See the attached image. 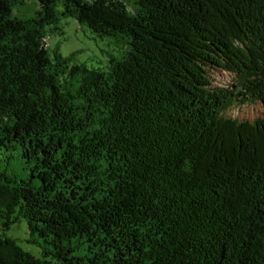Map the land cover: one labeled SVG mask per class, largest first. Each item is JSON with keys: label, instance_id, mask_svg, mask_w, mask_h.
I'll list each match as a JSON object with an SVG mask.
<instances>
[{"label": "trees", "instance_id": "16d2710c", "mask_svg": "<svg viewBox=\"0 0 264 264\" xmlns=\"http://www.w3.org/2000/svg\"><path fill=\"white\" fill-rule=\"evenodd\" d=\"M19 1L0 0V264H264V0ZM62 16L122 55L70 64L45 40ZM22 220L41 256L6 235Z\"/></svg>", "mask_w": 264, "mask_h": 264}, {"label": "rangeland", "instance_id": "374dc122", "mask_svg": "<svg viewBox=\"0 0 264 264\" xmlns=\"http://www.w3.org/2000/svg\"><path fill=\"white\" fill-rule=\"evenodd\" d=\"M91 1V0H88ZM40 8L39 0H20L13 13L18 16L30 17ZM56 33H51L47 46L54 48L58 46L63 56L70 57V64H86L89 67H106L109 65L110 58L121 56L123 53V44L121 39L109 35H98L92 32L90 28L80 24L76 19L71 17H61L57 25ZM216 84L226 86L230 84L228 72H223L216 77ZM242 119L255 120L259 117V110L245 108L243 110L235 109L231 111ZM15 155L10 158L11 163L4 169H7L10 175L25 177L27 172L21 167L25 166L24 159L20 156L19 148L14 150ZM7 163V162H6ZM4 167V166H1ZM30 229L25 220L16 222L6 231V235L16 238L21 247L30 251L35 256H41L42 246L38 243L29 241ZM1 232V228H0ZM42 241V239L40 238ZM46 246L47 244L43 242Z\"/></svg>", "mask_w": 264, "mask_h": 264}, {"label": "built area", "instance_id": "2783aa9c", "mask_svg": "<svg viewBox=\"0 0 264 264\" xmlns=\"http://www.w3.org/2000/svg\"><path fill=\"white\" fill-rule=\"evenodd\" d=\"M48 39H50V36H48V37L45 39V40H46V42H48V41H47Z\"/></svg>", "mask_w": 264, "mask_h": 264}]
</instances>
